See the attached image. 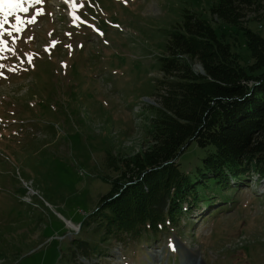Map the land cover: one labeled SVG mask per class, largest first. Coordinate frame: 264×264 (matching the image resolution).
I'll return each mask as SVG.
<instances>
[{
    "label": "rangeland",
    "instance_id": "rangeland-1",
    "mask_svg": "<svg viewBox=\"0 0 264 264\" xmlns=\"http://www.w3.org/2000/svg\"><path fill=\"white\" fill-rule=\"evenodd\" d=\"M216 1L22 0L27 11L0 10V264L82 263L67 244L83 237L79 223L109 188L97 178L105 151L145 147L169 31L188 9L220 34L227 25L209 13ZM260 13L246 21L264 35ZM205 153L191 142L179 169L192 173ZM263 192L264 181L228 192L230 211L222 205L204 221L193 211L191 227L183 218L139 247L110 240L105 257L83 263L264 264Z\"/></svg>",
    "mask_w": 264,
    "mask_h": 264
},
{
    "label": "trees",
    "instance_id": "trees-1",
    "mask_svg": "<svg viewBox=\"0 0 264 264\" xmlns=\"http://www.w3.org/2000/svg\"><path fill=\"white\" fill-rule=\"evenodd\" d=\"M260 11L264 19V0H217L209 13L227 25L220 34L188 9L173 25L158 57L146 145L123 157L105 151L97 178L109 188L80 222L83 237L69 239L74 260L75 251L81 264L85 257H105L110 240L139 247L169 227L179 228L183 218L189 228L193 211L198 218L216 215L214 209L222 208L216 204L234 205L228 192L264 181V35L246 21ZM239 36L249 50L247 64L237 53ZM191 142L206 153L187 174L177 158Z\"/></svg>",
    "mask_w": 264,
    "mask_h": 264
},
{
    "label": "snow or ice",
    "instance_id": "snow-or-ice-1",
    "mask_svg": "<svg viewBox=\"0 0 264 264\" xmlns=\"http://www.w3.org/2000/svg\"><path fill=\"white\" fill-rule=\"evenodd\" d=\"M37 2H40V0H37ZM14 8H20L21 11H27V9H25L20 3V0H0V10L7 9V15H11ZM17 23H19V18H17ZM17 31H19L18 28Z\"/></svg>",
    "mask_w": 264,
    "mask_h": 264
},
{
    "label": "water",
    "instance_id": "water-1",
    "mask_svg": "<svg viewBox=\"0 0 264 264\" xmlns=\"http://www.w3.org/2000/svg\"><path fill=\"white\" fill-rule=\"evenodd\" d=\"M198 66V70L202 73V69H201V67L199 66V65H197Z\"/></svg>",
    "mask_w": 264,
    "mask_h": 264
},
{
    "label": "bare ground",
    "instance_id": "bare-ground-1",
    "mask_svg": "<svg viewBox=\"0 0 264 264\" xmlns=\"http://www.w3.org/2000/svg\"><path fill=\"white\" fill-rule=\"evenodd\" d=\"M20 1H22V0H20ZM197 67V66H196Z\"/></svg>",
    "mask_w": 264,
    "mask_h": 264
}]
</instances>
